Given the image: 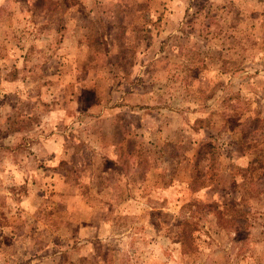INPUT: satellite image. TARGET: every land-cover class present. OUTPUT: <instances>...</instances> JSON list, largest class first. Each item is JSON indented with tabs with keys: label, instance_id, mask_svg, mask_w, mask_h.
<instances>
[{
	"label": "rangeland",
	"instance_id": "rangeland-1",
	"mask_svg": "<svg viewBox=\"0 0 264 264\" xmlns=\"http://www.w3.org/2000/svg\"><path fill=\"white\" fill-rule=\"evenodd\" d=\"M0 264H264V0H0Z\"/></svg>",
	"mask_w": 264,
	"mask_h": 264
},
{
	"label": "trees",
	"instance_id": "trees-1",
	"mask_svg": "<svg viewBox=\"0 0 264 264\" xmlns=\"http://www.w3.org/2000/svg\"><path fill=\"white\" fill-rule=\"evenodd\" d=\"M66 254V253H65ZM82 260H84V259H82ZM80 261V260H79ZM61 262H63V261H61Z\"/></svg>",
	"mask_w": 264,
	"mask_h": 264
}]
</instances>
